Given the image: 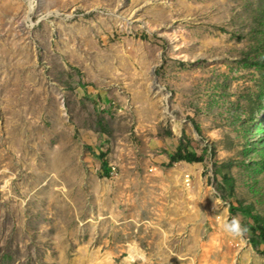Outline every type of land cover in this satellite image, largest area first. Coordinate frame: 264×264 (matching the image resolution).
<instances>
[{
    "label": "rangeland",
    "instance_id": "obj_1",
    "mask_svg": "<svg viewBox=\"0 0 264 264\" xmlns=\"http://www.w3.org/2000/svg\"><path fill=\"white\" fill-rule=\"evenodd\" d=\"M245 206L264 0H0V264H264Z\"/></svg>",
    "mask_w": 264,
    "mask_h": 264
},
{
    "label": "trees",
    "instance_id": "obj_2",
    "mask_svg": "<svg viewBox=\"0 0 264 264\" xmlns=\"http://www.w3.org/2000/svg\"><path fill=\"white\" fill-rule=\"evenodd\" d=\"M105 154H100V158L102 159V167L107 175L110 174L111 170L109 168L108 162L104 159ZM205 160L203 155H199L197 152L194 151H187L183 148H179L176 152L170 154V165H174L180 161H186L189 163H196V162H203ZM227 178V176L225 175ZM243 211L252 213L251 206L240 207ZM255 219V224L252 226H246L247 229L251 230L254 236L251 238V242L253 246L258 247L260 241H264V225L261 224V218L258 215H253Z\"/></svg>",
    "mask_w": 264,
    "mask_h": 264
},
{
    "label": "clouds",
    "instance_id": "obj_3",
    "mask_svg": "<svg viewBox=\"0 0 264 264\" xmlns=\"http://www.w3.org/2000/svg\"><path fill=\"white\" fill-rule=\"evenodd\" d=\"M229 231L235 233V234H241L242 229L240 226L239 218L233 217L231 220V223L226 226Z\"/></svg>",
    "mask_w": 264,
    "mask_h": 264
},
{
    "label": "bare ground",
    "instance_id": "obj_4",
    "mask_svg": "<svg viewBox=\"0 0 264 264\" xmlns=\"http://www.w3.org/2000/svg\"><path fill=\"white\" fill-rule=\"evenodd\" d=\"M34 94V93H33Z\"/></svg>",
    "mask_w": 264,
    "mask_h": 264
}]
</instances>
